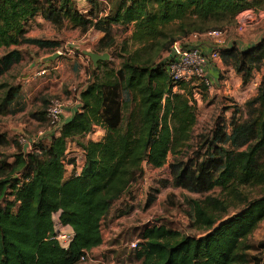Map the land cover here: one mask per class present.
I'll return each instance as SVG.
<instances>
[{"label": "trees", "instance_id": "trees-1", "mask_svg": "<svg viewBox=\"0 0 264 264\" xmlns=\"http://www.w3.org/2000/svg\"><path fill=\"white\" fill-rule=\"evenodd\" d=\"M106 1L108 11L90 0L92 8L82 12L75 0H0V50L9 49L0 57V115L12 111L21 89L2 81L23 59L11 47L25 40L53 52L61 47L56 39L26 38L36 16L57 27L69 21L83 32L103 31L101 53L118 49L115 26L134 24L131 43L121 47L120 66L110 67L108 60L92 65L80 91L83 111L64 122L59 135L36 143L37 151L26 153L20 144L13 161L0 153V264L79 263L103 244V221L144 177V165L163 167L170 154L175 186L199 193L220 187L221 193L193 201L199 237L166 225L146 227L141 264H250L251 237L264 220V75L245 103L246 117L238 108L229 122L219 117L201 146L202 157L188 162L183 154L198 121L194 86L180 83L175 90L169 63L161 62L177 40L222 28L248 1ZM219 52L244 85L264 68V40L246 50L233 45ZM39 118L47 120L46 111ZM71 143L84 150L85 164L79 175L67 177ZM233 209L240 210L231 215ZM56 215L73 231L68 249L51 238Z\"/></svg>", "mask_w": 264, "mask_h": 264}, {"label": "rangeland", "instance_id": "rangeland-1", "mask_svg": "<svg viewBox=\"0 0 264 264\" xmlns=\"http://www.w3.org/2000/svg\"><path fill=\"white\" fill-rule=\"evenodd\" d=\"M80 1V5H84V0ZM80 1L78 2L80 3ZM87 1L92 4L90 0ZM247 1L248 5L245 9H253L257 14V20L252 25H248L245 30L240 31L238 30V19L234 18L231 23L219 26L222 28H215L228 31L227 43L243 40L248 35H254V39H256L260 37V34H263L264 17H261L260 12L262 14L264 12V0ZM106 7L105 2L101 4L102 10ZM61 28L63 29L48 21L39 22L36 20L33 22L29 31L30 35L37 34L46 38L58 39L62 42L63 47L53 52L52 49L42 50L26 40L23 41L24 43L18 47L23 54V59L2 78V81L21 86L19 95L15 103L12 104V111L0 115V135L7 139V143L0 145V153L11 155L8 161L14 160L13 155L21 144L19 140L21 136L33 139L41 129L47 127V120L39 117L42 112L46 111L51 98L63 99L57 92L58 89L60 87L70 89L71 86L79 88L82 79L88 74L87 72L93 70V61L89 55L84 53V50L92 51L94 48L98 49L99 46L93 47L91 40L83 38L81 29L70 26ZM122 30L120 27H114L118 49H112L110 52L111 57L108 59L110 67L118 68L122 61L121 47L126 43L124 40L128 39L123 36ZM8 50H0V57ZM170 50L164 52L163 56H168ZM52 52H59L61 55L56 60L49 61L44 65L49 69L48 74L34 77L33 73L37 68L36 59L44 55H52ZM225 75L231 78L227 71ZM263 75L264 68L256 70L251 83L257 80L258 76L262 79ZM233 77L232 83L235 82L239 94H243L244 89L240 85L236 73L233 74ZM252 87L255 90V87ZM215 92L205 91L197 100L198 121L190 145L183 154L185 161L190 162L202 157L206 149H202L201 146L218 123L219 117L226 116L223 112L229 108L231 99H236L235 104L238 107L235 108L244 105L245 101L242 102L236 96H232L230 99L225 97L220 99ZM244 111H246V107L241 113L243 117H246ZM231 114L228 113L229 118H231ZM96 137L99 139V136ZM45 141L48 140L44 139L42 142ZM30 150L31 148H28L27 152ZM173 161L174 156L170 154L163 167L154 168L148 164L144 165V177L134 184L126 195L115 202L109 215L103 221V244L89 251L86 258L77 264H141L142 260L138 255L144 242L143 231L146 227L155 224L166 225L168 228L179 231L183 236H201V233L194 227L193 201L202 199L209 194H220L221 188L218 187L208 193H199L175 186L171 168ZM239 210L233 209L230 214L234 215ZM251 240L255 248L250 252V264H264V220L254 232ZM133 243H137V246L134 247Z\"/></svg>", "mask_w": 264, "mask_h": 264}, {"label": "crops", "instance_id": "crops-1", "mask_svg": "<svg viewBox=\"0 0 264 264\" xmlns=\"http://www.w3.org/2000/svg\"><path fill=\"white\" fill-rule=\"evenodd\" d=\"M78 1H80V0H77V2ZM98 2H99V4H102L104 2L106 4H108L106 0H99ZM80 4H81V1H80V3L78 2V5L80 8H82V12H88L92 8V4H90L87 0H84V5H82L83 7ZM263 14H264V12H263ZM263 14L260 12L261 17ZM36 20H38L39 22L48 21L51 24H53L51 21L46 20L41 15L36 16L35 19H32L28 25V32L26 34V38H39V37L46 38L44 36L37 35V34H31L30 35L29 31L32 27V23L35 22ZM64 26L65 27L70 26L72 28V26L69 24V21H65L64 25H62L61 27H64ZM61 27H60V29H63ZM115 27L122 28L123 29L122 30L123 36H125V38H128V39H125L124 41H128L129 43H131V36L133 34V31H134V24L129 25L127 27H124V26H115ZM76 29H78V28H76ZM262 32H263V34L262 35L260 34L259 35L260 37H258L256 39H254L255 38L254 35H252V36L248 35L243 40H237L235 42L227 43L225 45V47L229 48L233 45H237L241 50H246L248 48H252L264 40V30H262ZM82 33H83V38H85V39L88 38L89 40H91V42L93 43V47H95V45H99L100 40L105 35V33L103 31L97 30L95 28H91L87 32L82 31ZM46 39H55V38H46ZM56 40H58V39H56ZM179 42H181L186 47L198 46L205 53H210V51L214 48V42L206 34H199L198 36H195L194 34H190L188 36L182 37L179 40ZM22 44L12 46L11 49H15V48L18 49V47L21 46ZM33 45L38 47L39 49H42V50L48 49V48H40L36 44H33ZM61 47H63L62 42H61ZM60 48H58L56 50H59ZM222 48H224V47H222ZM92 51L98 52L97 48L92 49ZM98 53H101V52H98ZM46 56H49V55H44V56H41L39 59H36V67L44 66V65L48 64L47 62H49V61L41 62V60H43L44 57H46ZM39 64H41V65H39ZM226 71L228 72L229 75H231V78H228V76L225 75ZM87 73L88 74H86L84 76V78L82 79V83L79 87V90L85 89L89 83L90 74H89V72H87ZM235 73L236 72H235V69L233 68V66L232 65L227 66L223 62L222 58L217 60V61H213L208 67V74H209L210 79L213 82V88L210 90H207V91L209 93H213L216 91L215 94L218 95L220 97V99H222L223 97L230 99V98H232V96H236L237 99L241 100L242 102L245 101L244 105L238 108L239 111L242 113V110L245 109L246 101L248 99H250L251 97H254L257 94L258 86L261 82V78H260V76H258L257 80H255L253 83L250 82L249 84L244 85L243 81H242V76L236 73V75L238 76V79H239V83H240V85L243 86V89H244L243 94L242 93L239 94V90H238L237 86L235 85V82L232 83V81L234 80L233 74H235ZM252 86L255 87V90L253 89ZM57 92L61 95V97L64 100L63 123L69 121L74 116L75 113L83 111L82 103L80 100V93H75L74 87L71 86L70 89H68V87H66V88L60 87V89H58ZM235 100H236L235 98L231 99V103H229L230 105H229V108L227 109V111L230 110L229 111L230 114L232 113L231 116L233 115V113L236 109L235 107H238V105L235 104ZM227 111L223 112L226 114V116L222 115L221 117H223V119H225L226 122L227 121L229 122V120H230L229 115H228L229 112H227ZM87 138L88 139L92 138L91 134H89L87 136ZM34 139H35V137L31 140L33 141ZM48 141H45V142H48ZM36 143L37 142H35V144ZM65 163H66V167H67V177L79 175L84 164H85L84 150H82V148H80L76 143H71L69 145V148H68V151H67V154L65 157Z\"/></svg>", "mask_w": 264, "mask_h": 264}, {"label": "built area", "instance_id": "built-area-1", "mask_svg": "<svg viewBox=\"0 0 264 264\" xmlns=\"http://www.w3.org/2000/svg\"><path fill=\"white\" fill-rule=\"evenodd\" d=\"M106 10L108 11V7ZM262 17H264V14ZM237 19L238 30L243 31L248 25H252L257 20V14L253 9H245L238 14ZM227 32L225 29H212L202 33L206 34L214 42V48L210 53L203 52L198 46L186 47L179 41L174 43L173 46L177 50V55L173 61L169 62L168 73L176 84L175 90L178 89L180 83H189L194 86V99L197 101L203 92L200 85H204L206 90L213 88V82L208 74V67L213 61L221 59L219 50L227 44ZM192 34L198 36L201 33ZM48 72L49 69L47 67L38 66L33 76H43L48 74ZM80 91L78 87H74L75 93H80ZM63 112L64 100L59 97L51 98L46 109L47 127L41 129L33 141L25 136H21L19 139L21 144H29L31 150L28 152L38 150L35 142H42L44 139L51 140L54 136L60 134L63 125ZM51 238L58 241L65 249L70 247L73 238L72 229L63 225L58 215L55 216V233ZM133 246L136 247L137 243H133ZM85 258L86 256L82 259Z\"/></svg>", "mask_w": 264, "mask_h": 264}, {"label": "water", "instance_id": "water-1", "mask_svg": "<svg viewBox=\"0 0 264 264\" xmlns=\"http://www.w3.org/2000/svg\"><path fill=\"white\" fill-rule=\"evenodd\" d=\"M84 53L91 57L93 64H94V67L98 66L99 61H106V60L110 59V57H111L110 53H108V52L98 53V52H94V51H90V50H85ZM60 55H61V53H59V52L53 53L52 55L44 57V59L41 60V62L54 61L58 57H60ZM176 55H177V50L174 46H172L171 50H170V54L168 56L164 57L161 62H164V63L168 62L169 63L175 59ZM28 148H29V144L27 143L24 145V150L26 153H27Z\"/></svg>", "mask_w": 264, "mask_h": 264}]
</instances>
